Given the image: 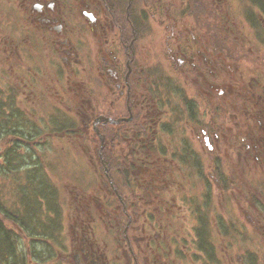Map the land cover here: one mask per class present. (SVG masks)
<instances>
[{"label": "flooded vegetation", "instance_id": "1", "mask_svg": "<svg viewBox=\"0 0 264 264\" xmlns=\"http://www.w3.org/2000/svg\"><path fill=\"white\" fill-rule=\"evenodd\" d=\"M204 1L219 23L190 19L189 0H0V96L29 117L45 97L40 137L98 179L62 186L56 264H220L198 253L222 251L221 219L264 236V14L233 23L226 0Z\"/></svg>", "mask_w": 264, "mask_h": 264}, {"label": "trees", "instance_id": "2", "mask_svg": "<svg viewBox=\"0 0 264 264\" xmlns=\"http://www.w3.org/2000/svg\"><path fill=\"white\" fill-rule=\"evenodd\" d=\"M249 2L264 11V0ZM205 3L201 0H189L192 19L201 20L202 15L208 13ZM28 121L19 109L7 110L0 105V151L4 148V151L0 152V264H23L28 255L27 250L20 248L21 235L9 226L27 234L30 240V258L36 256L43 264H56L57 248H54V245H59L60 218L56 217L54 207L58 203L57 186L50 175L56 165L54 164L53 169L52 164H48L50 161L47 155L40 153L38 147L31 143L39 136L37 127L34 126L29 134L27 130L22 131L23 127H28ZM61 128L63 131V126ZM16 136H21L20 141L14 139ZM24 140L29 141V146H25ZM22 146L27 147V150L23 151ZM64 157L67 158V155L64 154ZM109 161L117 166L119 156H110ZM207 221L209 223V220ZM207 221H202L205 228H208ZM204 234L209 239L211 230ZM40 238L44 240L43 248L38 250L34 242ZM15 259L19 260V263H16ZM261 264H264V259Z\"/></svg>", "mask_w": 264, "mask_h": 264}, {"label": "rangeland", "instance_id": "3", "mask_svg": "<svg viewBox=\"0 0 264 264\" xmlns=\"http://www.w3.org/2000/svg\"><path fill=\"white\" fill-rule=\"evenodd\" d=\"M226 3H227V5H229V4L231 5L230 9H231V12H232V15H233L232 16L233 23H246V20H245L246 17H245L244 11L251 13L252 16H255V18L257 20H259V18H260L259 11L261 13V9H260L259 6L257 8L254 7L255 8L254 9V8L248 6V4H247L248 2L247 1H246V3H244V2L242 3V2H240L238 0H228V2L226 0ZM253 6H255V5H253ZM210 9H213V8H210ZM207 14H203L202 15L203 19L207 21L206 23H219V21L217 19L220 20V18L219 17L217 18V13L215 11L213 13H210V11H208ZM17 27L18 26H15L13 28V30H16ZM90 42H91V47H93L94 50H96L97 46H99V43L98 42L96 43V41H90ZM86 44H84V45H86ZM2 80L5 81L6 80V76ZM4 97H5L4 95L0 96V100H1V98H4ZM43 100H44V104L40 105L39 107H34V109H35L34 111L36 112L34 116H36V117H33V116L32 117L31 116L27 117L30 120L28 121V127L27 128H25V127L22 128L23 132H26V130H27L28 133H30V130L33 129L34 126L39 127L41 129V131H43V125L45 127L49 126L48 116H50L52 113H50L51 112L50 107L46 106L47 104H45L46 103L45 97H41L40 101H43ZM38 101L39 100L36 101L37 104H38ZM34 104L35 103H30L29 106H33ZM23 107L24 106H20L19 108L23 109ZM26 112H27V110H26ZM26 112H24V113H26ZM62 113L64 115H66L65 113H68V111L67 110H62ZM68 115H70V114L68 113ZM20 137L21 136H16L14 139H16V141H20V139H21ZM7 141H9V140H7ZM24 143H25V146H28L27 143H29V141L26 140V142H25V140H24ZM64 144H65V142H60L58 140H55V141H52V142L46 144L50 151H47V150L44 151L43 146H42V148H40L41 153H43L44 155H47L49 161L53 162V164H52V168L53 169L55 168V165H56L55 172H60L62 170V163L65 161L64 153L63 152H59V150L64 149V147H63ZM25 146L24 147L22 146L23 147V151H25V149L27 150V147H25ZM3 151H4V148H1L0 152H3ZM84 161H85L86 165H88V162L86 160H84ZM68 164H69L70 168H72L74 170L77 168V170H79V171L76 174H72V175L61 173V175H62L61 178L54 177V173L50 174L51 175V180L54 181L53 182L54 184L56 183L55 184L57 186L56 189L58 187H60L61 191H62V194H61L62 195V199H59V202L54 205V207L56 209L55 211H56V217L57 218H58L57 212L61 211V205L65 206V211H64L65 215L69 211L68 195H67V193L64 192L63 187H62V186H65V183L67 181L70 180V181H74V182H79L80 180H84L85 179V181H81V182H85L86 183L87 181H89V183H90L91 180H92L93 183H90L91 186L94 187V186L98 185L97 177L95 176L96 177V179H95V177L92 176V173L89 174V172L87 171L86 166L82 167V165H81V167H80L79 165H76L74 163L72 164V159L71 158L69 159ZM254 175H255V180H259L261 173L257 172V171H254ZM70 177L74 178V179H71ZM70 222H72V219L71 220L60 221V227L64 223L65 227L69 228ZM9 227L14 232L16 231L12 226H9ZM60 227H59V229H60ZM100 232H103L104 235H105L104 230H101V231H99V232H97L95 234L94 238L98 241V243L101 246H103L102 240H103L104 236ZM61 237L63 238L61 240L62 248L68 247L70 245L69 239H68V243H67L65 235L64 236L62 235ZM106 240H107V238H106ZM24 241L28 242V240L27 241L24 240ZM251 241H252L251 243L253 245L252 248H256V249L260 248L261 238H260L259 234L254 232L253 240H251ZM110 242H111V246L115 245V243L113 241L110 240ZM55 247L57 248L59 246L55 244L54 248ZM20 248H22L23 251L27 250L25 245H24V242H23L22 238H21ZM42 248H43L42 247V243H40L39 247H38V250H41ZM108 248L110 249L111 247L109 246ZM245 249H246V243L241 241V243H239V245L233 247L232 252L229 253V255L233 256L234 258H236V255H239V254L245 255V253H246ZM55 251L57 253V250H55ZM223 253H225L227 255L226 259H229V255H228L227 251H223ZM218 255H219V258L220 257L223 258L221 253L218 254ZM189 258H191L190 254H189ZM25 259L28 260L29 258L26 257ZM55 259H57L56 256H55ZM199 259L207 260V257L202 255L201 258H199ZM15 261H16V263H19V260L15 259ZM23 264H26V263H23Z\"/></svg>", "mask_w": 264, "mask_h": 264}, {"label": "water", "instance_id": "4", "mask_svg": "<svg viewBox=\"0 0 264 264\" xmlns=\"http://www.w3.org/2000/svg\"><path fill=\"white\" fill-rule=\"evenodd\" d=\"M108 120H109V119H108ZM114 122H116V123H117V122H119V121H114Z\"/></svg>", "mask_w": 264, "mask_h": 264}]
</instances>
